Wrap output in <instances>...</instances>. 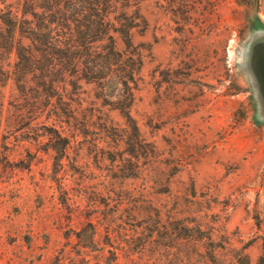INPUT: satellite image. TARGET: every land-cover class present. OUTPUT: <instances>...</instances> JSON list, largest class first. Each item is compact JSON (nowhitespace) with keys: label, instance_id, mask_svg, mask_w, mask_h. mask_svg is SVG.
I'll return each instance as SVG.
<instances>
[{"label":"rangeland","instance_id":"374dc122","mask_svg":"<svg viewBox=\"0 0 264 264\" xmlns=\"http://www.w3.org/2000/svg\"><path fill=\"white\" fill-rule=\"evenodd\" d=\"M101 8L126 101L120 67L20 88L0 50V264H260L264 0Z\"/></svg>","mask_w":264,"mask_h":264},{"label":"trees","instance_id":"16d2710c","mask_svg":"<svg viewBox=\"0 0 264 264\" xmlns=\"http://www.w3.org/2000/svg\"><path fill=\"white\" fill-rule=\"evenodd\" d=\"M4 1L0 0V50L15 48L12 75L20 88L32 78L49 88L57 76L98 80L120 67L123 101L130 97L132 59H121L112 42L101 51L94 46L102 35L108 34L101 8L106 0H22L21 8ZM123 33L127 35L124 29ZM121 64L130 70L125 71ZM0 74L4 77L5 71L0 69ZM14 125H22V119ZM255 219L261 230L257 214ZM259 263L264 264V238Z\"/></svg>","mask_w":264,"mask_h":264}]
</instances>
